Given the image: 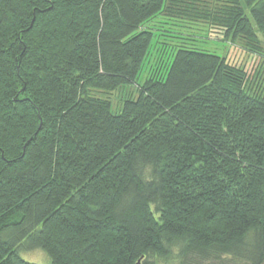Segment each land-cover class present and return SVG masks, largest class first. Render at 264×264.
I'll use <instances>...</instances> for the list:
<instances>
[{"label": "trees", "instance_id": "trees-1", "mask_svg": "<svg viewBox=\"0 0 264 264\" xmlns=\"http://www.w3.org/2000/svg\"><path fill=\"white\" fill-rule=\"evenodd\" d=\"M192 23L261 54L264 0H0V264L264 263L260 78L179 47L135 83Z\"/></svg>", "mask_w": 264, "mask_h": 264}, {"label": "rangeland", "instance_id": "rangeland-1", "mask_svg": "<svg viewBox=\"0 0 264 264\" xmlns=\"http://www.w3.org/2000/svg\"><path fill=\"white\" fill-rule=\"evenodd\" d=\"M201 23L197 24V28L202 29ZM193 23L189 25L188 31L185 28H173L172 25L166 24L161 28L159 37L156 39L158 41L157 50H152L151 53L142 62L140 71L135 79V83L142 82L147 76L151 75L155 70L164 73L168 65L170 64L173 55L177 48L187 47L195 48L200 51L217 54L219 56L226 57L229 62L237 65H241L247 70V75L252 76L253 73L257 74L260 78L261 86L263 89L260 94H264V42L260 33L257 32L258 38L262 42L261 48H259L258 54L254 51L247 49L246 44L242 43L244 40H218L211 38L206 35L195 34L197 37L193 42ZM198 30V31H199ZM191 37H188V36ZM155 41V39H154ZM153 41V42H154ZM241 41V42H239ZM152 42V43H153ZM157 59H161V64L157 66ZM135 83H129L122 85L124 93L111 92H94L95 95L107 97L111 102V112L117 114L120 112L122 107V100L125 98H135L137 95ZM259 83V81H258ZM131 94L127 96L126 94ZM20 256L30 262L36 264H52L49 256L41 248H36L32 250H20ZM200 264H251L249 260L243 258H231L224 257L219 261H203ZM264 264V263H263Z\"/></svg>", "mask_w": 264, "mask_h": 264}, {"label": "water", "instance_id": "water-1", "mask_svg": "<svg viewBox=\"0 0 264 264\" xmlns=\"http://www.w3.org/2000/svg\"><path fill=\"white\" fill-rule=\"evenodd\" d=\"M135 264H142V262H141V258L140 259H138L137 261H136V263Z\"/></svg>", "mask_w": 264, "mask_h": 264}]
</instances>
